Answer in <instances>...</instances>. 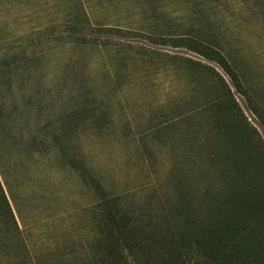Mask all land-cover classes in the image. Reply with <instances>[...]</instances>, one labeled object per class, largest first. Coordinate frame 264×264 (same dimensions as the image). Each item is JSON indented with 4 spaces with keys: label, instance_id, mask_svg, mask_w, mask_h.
<instances>
[{
    "label": "rangeland",
    "instance_id": "374dc122",
    "mask_svg": "<svg viewBox=\"0 0 264 264\" xmlns=\"http://www.w3.org/2000/svg\"><path fill=\"white\" fill-rule=\"evenodd\" d=\"M78 1L0 0V52L18 66L0 100V179L20 227L16 249L2 248L0 264L97 257L99 194L90 176L124 204L163 211L156 194H171L159 187L178 157V127L202 99L193 97L201 81L172 58L205 60L163 38L188 29L186 0H81L86 30L71 25ZM236 97L264 139L258 117Z\"/></svg>",
    "mask_w": 264,
    "mask_h": 264
},
{
    "label": "trees",
    "instance_id": "16d2710c",
    "mask_svg": "<svg viewBox=\"0 0 264 264\" xmlns=\"http://www.w3.org/2000/svg\"><path fill=\"white\" fill-rule=\"evenodd\" d=\"M74 4L71 25L86 30L87 9L81 0ZM186 11V32L163 38L205 60L172 58L201 81L193 97L202 99L194 100L193 114L178 127V157L159 187L171 194H156L163 211L152 215L111 196L90 176L86 182L99 194L100 253L93 251L89 264H129L130 257L139 264H185L190 253L211 264L264 261V139L236 97L264 128V0H186ZM7 53L0 52V100L5 85L11 93L18 71L16 57ZM151 225L156 228H145ZM19 237L0 179V252L16 249Z\"/></svg>",
    "mask_w": 264,
    "mask_h": 264
}]
</instances>
